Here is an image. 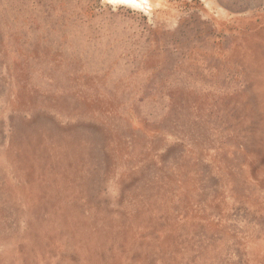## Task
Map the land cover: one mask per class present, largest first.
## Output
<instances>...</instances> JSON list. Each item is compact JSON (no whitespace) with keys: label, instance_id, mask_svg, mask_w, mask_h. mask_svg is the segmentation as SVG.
<instances>
[{"label":"rangeland","instance_id":"374dc122","mask_svg":"<svg viewBox=\"0 0 264 264\" xmlns=\"http://www.w3.org/2000/svg\"><path fill=\"white\" fill-rule=\"evenodd\" d=\"M146 10L0 0V264H264V0Z\"/></svg>","mask_w":264,"mask_h":264},{"label":"bare ground","instance_id":"6f19581e","mask_svg":"<svg viewBox=\"0 0 264 264\" xmlns=\"http://www.w3.org/2000/svg\"><path fill=\"white\" fill-rule=\"evenodd\" d=\"M107 1L113 4L126 5L142 10H146L151 7V0H107Z\"/></svg>","mask_w":264,"mask_h":264}]
</instances>
